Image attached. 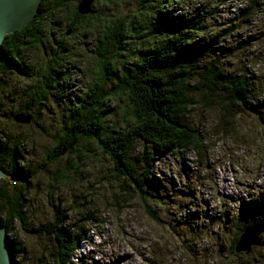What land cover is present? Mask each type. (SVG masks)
Wrapping results in <instances>:
<instances>
[{"label":"rangeland","instance_id":"obj_1","mask_svg":"<svg viewBox=\"0 0 264 264\" xmlns=\"http://www.w3.org/2000/svg\"><path fill=\"white\" fill-rule=\"evenodd\" d=\"M112 1L115 14L123 11L133 15L131 11L139 8L138 0ZM154 1L150 3L153 9L165 8L174 16L181 13L188 18L195 14L202 16L201 28L205 29L203 36L207 38L243 19L228 47L244 52L219 45L214 54L230 56L226 61L228 68L230 63H234L235 70L246 66L254 71V79L264 81V0H173L163 5ZM76 2L68 0L69 8L54 13L51 3L45 5V20L34 23L40 30L39 45L21 51L20 71L13 66L0 70L1 142L14 144L10 138L16 135L17 160L21 164L20 157L24 158L31 169L25 194L29 221L24 226L15 222L13 231H6L17 247L14 264H41L42 261L43 264H56L53 262L57 250L54 238L49 233L35 231L58 219L59 223L70 227L71 235L76 232L81 238L68 264H76L79 260L85 261L84 264H257L254 260H259V253L264 257V249H261L264 228L260 232L261 226L256 225L259 226V234L255 236L257 243L251 244L247 239L235 253H230L229 241L235 234L231 219L241 214L239 204L264 190V116L262 120L255 117L259 123L246 116L238 117L230 126L225 125L227 130H224L216 125L217 107L203 110L197 105L190 111L192 121L203 126L202 153L188 150L183 158L160 152L152 154L155 159L153 172L158 175L161 187L151 199V205L161 222L146 214L144 203L137 196L123 195L122 180H116L112 163L95 148L83 152L82 159L74 155L65 158L66 153L61 160L52 159L50 155L59 141L66 99L80 97L85 88L94 85L99 78L96 72L99 28L98 32L80 28L63 34L71 21L69 12L78 4ZM98 3L100 5L102 0ZM39 14L38 11L36 15ZM155 17L153 23L157 24ZM247 35L254 44L247 51L236 48L235 44L241 45ZM126 46L117 52L121 59L134 44ZM112 54L110 52L109 60L113 62ZM51 62L62 66L51 72V79L55 81L50 79L53 84H46L45 97L40 99L38 107L27 108L31 95L45 83L43 74ZM105 84L103 89L107 91V80ZM255 97L254 107L264 108V94ZM118 105L123 104L119 102ZM110 107L115 108L114 102ZM23 110L41 115L42 120L34 121L38 127L32 120L26 124L14 121L17 115L30 117ZM18 137L23 139L18 140ZM71 164L78 165L76 174L72 171L66 179L58 175ZM75 228H80L79 232Z\"/></svg>","mask_w":264,"mask_h":264},{"label":"trees","instance_id":"obj_2","mask_svg":"<svg viewBox=\"0 0 264 264\" xmlns=\"http://www.w3.org/2000/svg\"><path fill=\"white\" fill-rule=\"evenodd\" d=\"M67 1L43 0L40 14L34 20L24 29L5 37L2 44L5 57L0 63V70L13 66L20 71L23 64L19 57L21 51L39 45L40 30L34 23L45 20L44 6L51 3L52 13L63 12L69 8ZM99 1L95 2L96 7H91L90 14L86 16L77 13L78 4L73 5L69 12L71 21L67 24L64 35L80 28L96 32L99 28V65L96 67L99 78L94 85L86 87L80 97L66 99V108L61 116L59 141L50 156L53 160H61L66 153L65 158L74 155L82 159L83 156L80 155L83 152H90L95 148L112 163L116 180H122L120 186L123 195L137 196L144 203L146 214L152 220L161 222L151 205V199L161 187L158 175L153 172L155 159L152 154L160 152L161 155H181L183 158V153L188 150L195 154L202 153L205 144L203 126L192 121L190 112L197 105L203 110L217 107L219 117L216 125L222 129L241 116L252 119L258 117L262 120L264 108H255L253 102L254 98H257L255 96L264 94V81L261 78L254 79V71H249L246 66L235 70L234 63H230L228 68L226 61L230 56L214 54L217 46L226 48L230 45V38L236 37L235 30L239 29L243 19L237 24L227 26L214 37L207 38L203 36L205 29L201 28L203 17L198 14L192 18H188L185 13L174 16L165 8L153 9L150 3L154 0H138L139 8L135 12L131 11L133 15L123 11L115 14L112 7L115 2L102 0L99 5ZM170 1L173 0L154 2L163 5ZM154 17L157 24L153 23ZM245 17H248L247 13ZM248 37L250 36L244 37L242 44H235V47L247 51L254 44ZM125 44L126 48H129V44L134 46L130 47L121 59L117 52L125 47ZM110 52L113 53V62L109 60ZM115 54L117 56L113 58ZM60 67L61 64L51 62L43 74L42 80L45 83L31 95L27 108L34 105L38 107L40 99L45 97L43 91L47 87L46 84H53L49 82L53 68ZM106 80L109 90L104 91ZM54 81L51 79V82ZM112 102L115 108L110 107ZM119 102L123 105L119 106ZM38 109L40 111V108ZM244 110L246 114L242 115ZM23 111L31 117L30 122L32 120L37 126L34 121L41 119V115ZM15 137L16 135L10 138L14 144L8 141L2 143L0 137V168L13 181L0 179V227H4L9 233L13 231L15 222L24 226L29 221L25 194L28 192V173L31 169L26 166L24 158L20 157L22 165L18 162V143ZM22 139L23 137H18V140ZM77 170L78 165L71 164L65 172L58 175L66 179L72 171L76 174ZM239 208L241 215L243 213L245 217L239 215L237 219H231L235 234L229 241L230 253H235L239 238L247 228L256 225L264 228V194H257L252 199L240 203ZM224 218H227V215ZM58 220L42 225L35 232L49 233L57 243L53 262L68 264L73 259L74 252L78 250L81 238L76 232L71 235L68 232L70 227L59 223ZM228 223L230 221L225 222ZM75 229L77 232L80 230ZM7 245L12 251L14 264L17 247L9 238ZM261 249H264V244ZM259 255V260H254V263L264 264L263 254ZM83 262L85 261L79 260L76 264H84Z\"/></svg>","mask_w":264,"mask_h":264},{"label":"water","instance_id":"obj_3","mask_svg":"<svg viewBox=\"0 0 264 264\" xmlns=\"http://www.w3.org/2000/svg\"><path fill=\"white\" fill-rule=\"evenodd\" d=\"M98 0H81L77 5V13L81 16L90 13V6ZM42 0H0V63L4 61L2 44L7 35H12L16 31L24 29L32 20L36 18ZM69 34V32H67ZM16 123L26 124L30 118L25 115L14 117ZM0 179L11 181L10 176L0 168ZM259 226L247 228L240 236L235 251L241 242L249 241L251 244L257 243ZM263 227L260 228V232ZM255 233V234H254ZM254 234V235H253ZM256 236V237H255ZM256 238V239H255ZM7 232L5 228L0 227V264H13V256L10 247L7 245Z\"/></svg>","mask_w":264,"mask_h":264},{"label":"bare ground","instance_id":"obj_4","mask_svg":"<svg viewBox=\"0 0 264 264\" xmlns=\"http://www.w3.org/2000/svg\"><path fill=\"white\" fill-rule=\"evenodd\" d=\"M81 1V0H80ZM162 3V2H161ZM91 7L92 6H90V9H91ZM90 14V13H89ZM41 27V26H40ZM8 36V35H7ZM77 39V38H76ZM17 51V50H16ZM244 52V51H243ZM6 53V52H5ZM160 56V55H159ZM158 56V57H159ZM196 57V56H195ZM2 63V62H1ZM129 69V68H128ZM111 73H113V72H111ZM116 78V77H115ZM106 79V78H105ZM109 79V78H108ZM241 79V78H240ZM3 83V82H2ZM113 88V87H112ZM83 106V105H82ZM112 111V110H111ZM100 130V129H99ZM1 152V151H0ZM17 152V151H16ZM19 158V157H18ZM17 159V158H16ZM29 177V176H28ZM7 181H9V180H7ZM261 194H264V190H262L261 192H260ZM260 193H258V194H260ZM252 195V194H251ZM261 196V195H260ZM236 201V200H235ZM233 202H234V200H233ZM237 206V205H236ZM236 211V210H235ZM231 213V212H230ZM235 214H236V212H235ZM239 215H241V214H239ZM241 225V224H240ZM240 227V226H239ZM1 228H4V227H1ZM48 231V230H47ZM239 232V231H238ZM237 235V234H236ZM55 237V236H54ZM234 241V240H233ZM212 260V259H211Z\"/></svg>","mask_w":264,"mask_h":264}]
</instances>
